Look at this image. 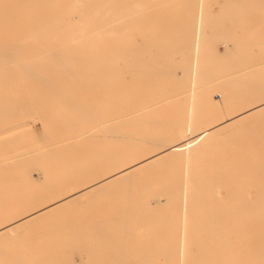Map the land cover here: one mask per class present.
<instances>
[{
    "label": "bare ground",
    "instance_id": "1",
    "mask_svg": "<svg viewBox=\"0 0 264 264\" xmlns=\"http://www.w3.org/2000/svg\"><path fill=\"white\" fill-rule=\"evenodd\" d=\"M205 1L0 0V147L17 143L16 137L10 138L7 134L13 130L11 122L16 121L24 109L33 110L43 121L61 120L70 130L88 122L100 123L96 139L87 138L67 145L62 147V152L53 148L28 156L31 165L44 167L40 180L30 174L3 171L0 166V186L11 183L16 191L14 197L32 204L41 197L48 198L57 185L72 183L80 171L101 174L83 189L67 193L25 216L9 220L6 214L13 215L18 208L0 204L2 247L16 249L17 243L12 246L6 243L12 241L14 235L25 234L35 224L54 219L49 234L58 235H54V244L47 246L52 251H45L48 248L42 243L34 244L33 248L48 255H61L64 247L76 245L90 256L100 250L107 253L113 250L103 243L100 249L99 241L91 235L97 233L104 239L125 235L116 249L120 255L121 247L130 244L129 235L136 227L153 224L156 229L153 234L156 231L170 234L168 228H156L164 211L176 222L183 221L187 212L192 211L194 219L190 221L194 225L189 235L195 239L184 248L153 245V240L159 236L149 234L146 243L132 246L142 255L141 259L129 261L122 257L103 263L153 264L156 256H161L165 264H171L173 256L187 253L197 259H183L179 264H264V148L257 145L261 137L264 145V127L256 123L246 125L253 118L264 117V82H260L259 75L227 78L222 75L239 65L232 61L223 66V58L240 55L239 49L235 53L227 49L224 54L208 50L204 55L208 30L203 14ZM229 3L234 8L225 15L237 19L230 21L232 24H251L258 27L253 30L264 31L263 17L243 18L251 13L246 12L247 9L263 8L264 0ZM179 7L183 9L178 16ZM71 14L77 17L75 21L68 20ZM209 22L212 31L223 30L214 26H222L224 19L211 18ZM216 88L220 90L216 94L220 97L218 100L213 95ZM236 90H239L238 98L234 97ZM161 106L179 108L174 115L162 117L156 113ZM196 106L201 109L208 106L212 110L240 106L238 111L249 108L184 135L186 129L180 131L177 123L192 117L184 112ZM211 119L213 117L206 120ZM197 122L201 126L204 121ZM261 122L264 123V118ZM55 130L52 138L59 131ZM229 132L236 135L247 132L250 139L236 142L240 149L250 151L249 158L236 157L245 161L227 164L214 160L203 172L193 170L189 179L178 170L166 174L167 164L177 155L194 148L201 156L213 153L215 147H207L206 141H218ZM105 137L108 139L106 150ZM89 146L94 150L86 152ZM225 150L228 151V147L223 146L220 153L223 155ZM11 163H6L5 169L14 167ZM152 170L160 174L157 180L134 181ZM244 181L257 186L256 195L239 193L238 183ZM212 182L227 184L233 192L230 198L234 204L225 203L226 200L212 194L209 188ZM135 183L141 188L123 194L122 203L112 204L121 197L115 191L119 186ZM153 183L158 184L157 191L145 200L143 193L151 190ZM193 183L197 185L194 190L189 187ZM103 193H108L109 204L92 203ZM163 196L166 203H162ZM78 205L93 208L82 215L84 218L79 224H74L67 217ZM227 224L234 227L228 230ZM73 233L84 238L74 240ZM232 233L239 236L243 243L241 248H238L240 244L234 246L230 242ZM32 237L37 242L41 239L37 235ZM39 258V262L44 260V264H51L48 257ZM259 258L263 261H256ZM0 264H13L9 253L0 251ZM83 264L102 262L90 258Z\"/></svg>",
    "mask_w": 264,
    "mask_h": 264
},
{
    "label": "rangeland",
    "instance_id": "2",
    "mask_svg": "<svg viewBox=\"0 0 264 264\" xmlns=\"http://www.w3.org/2000/svg\"><path fill=\"white\" fill-rule=\"evenodd\" d=\"M180 1V0H179ZM237 0H206L204 5V17L206 19L205 27L208 28L206 30V38L204 40L203 51L204 55L208 53L209 51H215L217 50L221 54H224L227 49H229L230 53H235L237 50H241L240 55L237 53L231 57L223 58V66L227 65L228 63H231L232 61H235V63H239L237 67L231 68L230 70H226L222 75L227 77H233L241 74H252L254 77L259 75L262 79L264 76V31L262 30H253L257 26L247 24V25H234L230 21L236 22L237 19L235 17H228L225 15L226 12L233 11V6L229 2H234ZM256 1V0H253ZM230 4L232 6V9L229 10L227 4ZM184 5V2L181 3ZM178 6V5H177ZM230 6V7H231ZM182 7H179V13H182ZM246 12H251L250 15L244 16L243 18H255V19H261L264 18V7L263 8H257V7H251L250 9H247ZM68 20L75 21L77 19L76 16L73 14L67 16ZM211 18H218V19H224V22L222 26H214V27H221L220 31H212L213 28L210 24ZM199 19V18H196ZM203 19V18H201ZM212 27V28H211ZM258 28V27H257ZM262 28V27H259ZM250 36V37H249ZM250 38V39H249ZM241 41V42H237ZM207 45L209 47H207ZM226 45V46H225ZM200 59L202 56H199ZM260 79V82H264V80ZM200 91V89H199ZM236 94L234 95L235 98L239 97V90H236ZM217 93H220L219 89H213V95H216ZM25 96V95H22ZM216 100L220 99L216 95ZM255 99L254 101H256ZM251 104V103H249ZM235 108L229 106L226 107H218V109H210L208 106L203 107H197L190 111H185V114H191L192 117L185 118L184 120L177 123V128L181 130L186 129V133H192L198 128H202V126L207 125L211 122H220L222 120H225L231 114L234 113H241L245 110H247V107L245 110H239V107L234 106ZM179 107L177 106H161L158 107L156 110V113L159 116L162 117H169L171 115H174L178 110ZM225 108V109H221ZM218 114H221V116H218ZM31 117V118H30ZM210 121H207V118H212ZM33 118V119H32ZM264 118L263 115L261 117ZM260 117L253 118L250 121L246 123V125L252 126L254 125H262L264 127V123L261 122ZM32 119V120H31ZM201 119V121H204L201 126H198V120ZM258 119V120H257ZM34 123H33V122ZM257 121H260L257 123ZM23 123H27V126H23ZM33 123V124H32ZM40 123V124H39ZM106 123V122H105ZM256 123V124H255ZM15 124V125H14ZM55 124V125H54ZM94 124V125H93ZM92 123H87L82 125V127L72 128L71 130L65 126V123L61 120H51V121H43L38 118V114L36 112H33V110H22L17 117L16 121L11 122L10 126H13L12 132L8 133V137H16L17 143L13 146L6 147L5 145L0 147V166H2L3 171H7L9 173L16 172L17 175L24 174L28 175L30 174L34 179L40 180L43 178L44 175V167L40 164L31 165L27 159L28 156L38 154V152H44L48 149L53 148H59L62 150V147H65L67 145H73L74 143H81L87 138H94L98 135L99 131V121H95ZM8 126V127H10ZM179 127H184L179 128ZM89 128V129H88ZM200 128V129H201ZM55 129H59L58 133L55 135L54 138H52L53 133L56 132ZM55 134V133H54ZM247 132H243L242 134L236 135L235 133L229 132L224 137L222 136L218 141H215L214 139L206 141L207 147H215L216 151L211 153L212 151L205 153L204 155H199L200 153L197 152V148H194L187 153H182L180 155H177L172 161H170V164H167V173L172 172V174L175 173V171L178 170V173L181 175H185L187 179L191 178L193 176V170L196 168L200 170V172H203L205 168H210L211 164L214 160L221 162V163H227V164H234L237 162H242L245 160H236V157L241 158H249L248 156L251 155L250 151L248 149H240L238 144L239 140H246L250 139L246 136ZM12 137V138H13ZM261 137V136H260ZM9 138V139H10ZM88 139V140H89ZM13 141V140H12ZM212 141V142H211ZM263 138L258 140L257 145L264 148V145L262 144ZM103 147L106 150L108 145V139L105 137L103 141ZM16 146V147H15ZM228 147V151L225 150L223 152V155L220 153L222 147ZM85 149L86 152L93 151L94 148L89 146ZM195 150V151H194ZM18 155V156H17ZM205 159L203 160V158ZM210 161V162H209ZM250 161V160H249ZM14 164L12 166H8L9 168L5 169L6 163ZM251 162V161H250ZM123 165L122 163L120 166ZM233 171L234 170H230ZM106 173V172H105ZM103 175V174H102ZM101 174H91L89 171H80V174L78 178L75 176L72 179V183L66 184V185H57L55 190L52 192L51 195L48 196V198L41 197L39 200L35 201L32 204H29L27 201H20L19 198L16 196L14 197V193L16 191L13 190L15 188L11 183L1 184L0 186V204H7V205H14L17 208V211L13 215H9L11 220L14 217H21L25 216L29 212L41 208L43 206H47L48 204L55 202L62 198L64 195L70 192H76L77 190H81L84 187L88 186L89 182H92L93 180L99 178ZM160 174L156 171H150L144 174H141L136 177L134 180L135 182H138L142 179H148L150 180H157L159 178ZM204 178V177H202ZM232 179V177H230ZM7 185V186H6ZM158 184L153 183L151 185V190L147 189L143 193L146 197L149 194H155L157 191ZM227 184L220 183H213L209 185V188L212 189V194L220 196L221 199L226 200L225 203H231L234 204L231 201L230 195L233 194L232 191L229 190V186H226ZM157 186V187H156ZM156 187V188H155ZM190 189H196L197 185L194 183L190 184ZM141 188L137 183L132 185H121L116 189L115 191L121 196L118 200L112 201V204H120L119 202H123L124 197H122L123 194H126L128 191H136L137 189ZM234 188V187H233ZM238 189L240 190L239 193L246 194V193H252L256 195L257 193V186L255 184L249 183V182H241L238 183ZM191 190V192H193ZM115 191H112L111 193H114ZM115 192V193H116ZM117 194V195H118ZM108 193H103L102 197L98 196L93 199L92 203L97 202H103L109 204L110 202L107 200ZM5 198L3 200L2 198ZM9 197V198H8ZM8 198V199H7ZM230 201H227L229 200ZM162 203H166L167 199L163 196L161 197ZM109 202V203H108ZM93 206H87V205H78L74 206L72 211L70 212L69 218L74 222V224H79V222L84 218L82 215L85 214L87 210H91ZM2 208H0L1 210ZM15 209V210H16ZM187 218H183V221H174L173 218L170 217L169 213L167 211H164V215L161 217V223L156 228H168L170 234H164V232L156 231L153 234V224L151 225H140L136 227L133 234L129 235V240L127 241L130 243L129 245L121 247L123 250H120V255L118 254V251L116 250L118 246H120L121 238L125 235H119L118 238H105L103 235L100 234H94L91 235L92 239H97L100 244V249L103 244L110 245L112 247V251L110 253H107L105 250H100V252L97 251L96 254L87 256L84 253V250L77 247L76 245H70L64 247V253L61 255L58 254H51L48 255L47 253L49 251H52L51 247L54 239V235L58 234H49V227L53 226L55 224L54 219H50L44 222H40L35 224L30 230L26 231L25 234L18 233L17 235L13 236L12 241H8L6 243H17L16 249H9L6 250L5 245L2 247V244H0V251L9 253V259L12 261L13 264H15V261H18V264H44L43 261L39 262V257H48L47 259L50 260L51 264H83V261L86 259H96L102 262L105 260L113 262L114 260L118 258L124 257V259H127L129 261L141 259L142 255H139L137 251L132 247L135 244L138 243H146L147 239L146 236L151 234L154 237H156V240H153V245L161 244V245H171V246H177L179 248H184L187 244H189L191 241L195 239V237H191L189 235V231L191 229V225H194L190 220L194 219L193 212L188 211L187 212ZM8 216V217H9ZM180 218V217H179ZM196 224V223H195ZM234 225L227 224L226 228L230 230L233 228ZM32 235L40 236V240L37 242V240H34ZM48 237V239L45 240V237ZM72 238L77 241H82L84 238L82 235L78 233L71 234ZM166 236V237H165ZM56 237V236H55ZM230 242L232 245L237 246L238 248H241L243 243L239 239V236L236 233L230 234ZM45 245L48 249H45V251H48L46 253H43V250H40L39 248H33V245L37 246V244ZM24 244L29 245L28 248H23L22 246ZM10 246V247H11ZM55 251V250H53ZM184 252H187V250H183ZM56 252V251H55ZM191 259L192 261H195L197 259V256L192 255L188 256L187 253H183L179 256H173L172 257V263L171 264H179V262L183 259ZM232 260V258H231ZM256 261H263L261 258L256 259ZM153 262V261H152ZM153 264H165L164 257L156 256Z\"/></svg>",
    "mask_w": 264,
    "mask_h": 264
}]
</instances>
